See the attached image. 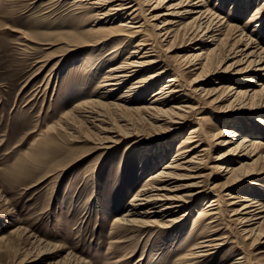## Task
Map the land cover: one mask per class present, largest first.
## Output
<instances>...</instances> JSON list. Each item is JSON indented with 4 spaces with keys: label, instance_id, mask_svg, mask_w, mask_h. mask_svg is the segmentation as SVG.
Wrapping results in <instances>:
<instances>
[{
    "label": "rangeland",
    "instance_id": "1",
    "mask_svg": "<svg viewBox=\"0 0 264 264\" xmlns=\"http://www.w3.org/2000/svg\"><path fill=\"white\" fill-rule=\"evenodd\" d=\"M53 1L0 0V264H231L240 253L248 255L247 264H255L254 255L264 251V235L256 245H252L258 236L251 238L248 233L242 236L239 231L250 228L254 229L255 234H264V213H257L255 219L258 220L249 223L255 225L234 226L228 222L230 214L226 203L229 196L225 195L251 196L261 204L256 212L263 209L264 159L255 161L258 156L254 157L253 154L242 158L241 164H244L246 172L252 171V176L241 178L234 184H226V180L222 179L224 174H220L217 167L224 162L213 164L212 160L229 149L220 144L226 140L225 137L218 138L220 133L231 130L232 124L238 122L245 129L244 135L251 132L259 134L251 136V139L259 138L264 146V122H257L258 118L264 121V110L249 114L252 119L249 124L253 129L249 131V118L244 115L230 117L228 113L231 111L226 110L228 102L218 101L223 89L214 95L203 93L201 98L195 97L190 92V83L198 73L192 75L183 71V80L178 83L183 95L178 102L171 101L168 108L190 106L196 101L200 107L193 112L182 108L185 114L182 118H175L171 128L161 126V123L154 128L145 123L142 125V136L125 138V123L120 122L117 114L107 112V124L100 123L101 126L110 128L114 125L121 135L118 137L121 141L108 152L90 151L92 144L86 141V126L81 129L80 138H76L75 142H69L66 138L63 140L61 134L66 132L59 127L58 121L79 103L105 95L104 90H96L105 69L103 66L93 74L85 71V64L91 65L100 52L81 47L65 58H55L47 68L38 72L42 65L39 62L49 55L59 57L58 52L63 50L62 43L73 35L60 34L65 30L61 26L74 20L73 9H68L73 0L63 3ZM204 1L213 12L221 6V17L229 19L230 25L243 30L245 34L253 33V40L264 48V0H241L239 3L222 0L221 5H217L215 0ZM45 4L49 7L46 8ZM256 12L257 20L247 24ZM258 20L262 21L261 26L254 30ZM11 29H17V32H11ZM21 33H25L24 36ZM183 33L182 29L177 30V34ZM43 43H48V46ZM113 43L115 41L105 44V47L110 49ZM166 43L156 44L155 52L160 60L159 67L167 66L169 72L149 91L145 97L147 102L174 75L172 68L182 65L181 57L190 52L189 49L178 48L181 46L178 37ZM241 48L244 47L241 46L239 50ZM170 49H177V52L168 53ZM108 51L105 50L103 55ZM168 57L173 58L168 62ZM233 57L235 55H229L232 59L222 65L226 67L237 61ZM57 60H61L60 64L49 77L48 73ZM221 76L222 80L216 81L214 86L206 85L205 89L230 84L238 88L241 87L240 79L252 75L244 74L238 79H233L227 73ZM260 79L259 85H264V78ZM125 90L114 92L108 101L116 102ZM68 117L73 118L71 114ZM54 124L59 127L58 130L48 131V127ZM195 129H200L197 140L206 151L201 169L199 167L192 174H200L201 178L187 179L190 173L181 172L187 175L185 179L171 180L170 184L167 182L165 185L167 188L177 187L176 193H182L192 189L182 188L186 184L198 183L195 193H203L175 216L165 213L160 221L161 218L148 214L138 219L146 221L151 218L158 224L169 219L182 218L183 221L166 229L142 223L131 227L115 226L114 222L125 217L131 209L128 205L139 188L162 166L171 162V156L181 142ZM103 136L111 137L110 134ZM40 137L54 138L52 149L55 154L45 158L42 165L30 164L23 173L11 174L9 179H3L1 175H9V168L24 160L32 149L31 144ZM71 162L74 163L70 165ZM210 167L215 168L210 170ZM50 169L52 172L44 175ZM224 184L228 187L222 189ZM213 185L220 187L208 190ZM215 195L221 201L218 222L212 227L195 228L198 211ZM147 208L142 207L140 212ZM152 211L156 212L158 208ZM185 212L186 215L182 217ZM216 224H219V228H216ZM215 229L217 233L214 235L224 233L227 239L222 249H215L214 254L196 261L183 258L201 237L209 236V231ZM247 236L249 238H245Z\"/></svg>",
    "mask_w": 264,
    "mask_h": 264
},
{
    "label": "bare ground",
    "instance_id": "2",
    "mask_svg": "<svg viewBox=\"0 0 264 264\" xmlns=\"http://www.w3.org/2000/svg\"><path fill=\"white\" fill-rule=\"evenodd\" d=\"M33 1L39 2L43 0ZM56 1L58 0H54L52 3ZM59 1L63 3L65 0ZM215 1L217 5L223 3L222 0ZM235 2L239 3L241 0H235ZM47 5L46 8L49 7ZM145 6L148 8L145 9ZM68 9H73L74 20L62 25L61 27L65 30L60 32V34L73 35L62 43L63 50L58 52L59 57L49 55L39 62L42 65L39 67L38 72L47 68L55 58H65L78 48H93L96 52L99 50L100 56L91 65L85 64L87 67L84 70L93 74V71H98L104 66V76L101 78L96 90H104L105 95L99 94L101 97L79 103L70 112L62 115L58 123L59 127H62L66 132L61 134L63 135L61 136V138H64L63 140L66 138L69 142H75L76 138H80L81 129L86 126V141L92 144L90 151L93 153L97 150H102V154L108 152L115 143L121 141V139H118L121 135L118 134V128H115L114 125L110 128L101 126L100 123L107 124L105 120L108 116H106L107 112H112V115L117 114L116 117L119 118L120 122L125 123V138L139 134L142 136V125L145 123L154 128L160 126L157 125L160 123L161 126L168 125L171 128V124L175 123L173 122L175 118H182L185 114V110L182 108L193 112L200 107L195 100L196 102L193 101L194 103H192L194 105L168 108L174 101L178 102L179 97L183 95V91L178 86L179 81L183 80V71H188L187 73L192 75L193 73H198L197 77L190 83V92L195 97L201 98L203 95H214L215 92L217 93L223 89V94L218 98V101L228 102L226 110L228 112L231 111V113H228L230 117L244 115L249 118L251 117L249 114L253 111L264 110V85H259L260 77L264 78V48L260 43L253 40V33L247 35L243 30L230 25L229 19L225 20L221 17V14H219L221 6L217 11L213 12L204 0H73ZM257 15V12L254 13L247 24L253 23L255 19L257 20ZM260 20H258L259 22L254 30L261 26L260 23L262 21ZM159 23L160 25H158ZM179 29L184 30V33L177 34ZM16 30L11 29V32L16 33ZM254 30L253 32H255ZM177 37L181 39V46L178 48L189 49L190 52L181 57L182 65L172 68L174 75L170 76L160 86L159 91L151 96V101L147 102L145 97L149 94V91L155 86L157 81L167 76L168 73L166 72H169L167 71V66L159 67L160 60L155 52L156 44L163 42L169 44ZM112 41H115V43L110 49H107L105 44ZM42 45L48 46V43H43ZM241 46L244 48L239 50ZM170 48H172L171 45ZM105 50L109 51L103 55ZM176 50L170 49L168 53H176ZM231 54L235 55L233 58L237 59V61L224 67L225 62L232 59L229 58ZM172 58L168 57L167 61L169 62ZM60 61L57 60L54 67L50 70V73H48L49 77H51L55 68L59 66ZM231 70L233 73H231ZM225 73L233 79H238L244 74H251L252 76L240 79L241 87L239 86L238 88H234L230 84L224 87H215L212 90L205 89L206 85L214 86L217 84L216 81H220L223 78L221 74ZM129 84L130 86L126 87ZM122 89L126 90L116 99V102L108 101L114 92ZM70 114L73 118L68 117ZM245 120L247 119L245 118ZM257 120V122H264L260 118ZM249 121L252 123V119L247 120L248 124ZM59 127L56 124L51 125L48 127V131L58 130ZM248 127H250L249 131H253L250 124ZM199 130L195 129L188 133V137L181 142L175 154L171 156V162L162 166L154 175H150L151 177L141 186V189L139 188V191L136 192L130 201L131 203L128 206L131 209L127 212V215L120 220H116L114 222L115 226L131 227L142 223L166 229L183 221L182 218L178 219L179 221L177 219H169L164 223L160 222L158 224L157 221H151V218L146 221H139L138 219L139 217L153 214V216L161 218L160 221H162L165 213L167 216H175L177 212L183 210L195 198L201 196L203 192L195 193V187L198 186V183L186 184L182 188L192 189L182 193H176L178 191L177 187L167 188L165 185L171 180L185 179L187 175H184L185 173L181 174V172L190 173L186 177L187 179L201 178L200 174H192L197 172L199 167L203 165V156L206 151L205 148H202L201 142L197 140ZM244 132L245 129L242 127L241 122H238L237 124H232L231 130H223L218 137L226 138L220 144L227 146L229 149L226 153L214 158L216 161L211 160L213 164L219 161L224 162L223 165L217 168L220 174H224L222 179L226 180L224 182L226 184L230 182L234 184L240 181L241 178L252 176V171L246 172L243 167L244 164H241L242 158L253 154L254 157L258 156L255 161L264 159V146L261 144L260 139H251V136H258L259 134H252L251 132L244 135ZM103 134H110L111 137H104ZM74 135L78 136L75 137ZM239 138L240 140H238ZM53 141V137L36 139L30 146L32 149L29 151L28 156L24 160L22 159L21 162L18 161L19 163L16 166L9 168V172H11L9 175L5 174L1 175V177L6 180L10 178L11 174H21L30 164L42 165L45 158L55 154L52 149ZM73 163L71 162L70 165ZM214 168L210 167V170ZM50 170L46 171L44 175L52 172V169ZM226 184L222 186V189L228 187ZM218 187L213 185L208 190L213 191L212 189ZM225 196H229L228 203H226L230 214L228 222L234 226L247 227L245 226L246 224L258 220V218L255 219L258 216L256 215L257 213H264V207H261L263 209L256 212L261 204L255 198H251V196L236 197L233 194ZM205 198L207 199V197ZM219 198L218 195H215L214 199L206 204L203 202L205 205L202 210L198 211V216L195 219V228H205L210 225L212 227V224L218 222L221 217L219 208L221 201ZM142 207L144 209L145 207L148 208L141 213ZM157 208L158 211H152ZM185 215L186 212L182 217ZM132 217L135 218L132 219ZM252 225L255 224H249L248 226ZM218 226L219 224H216V228H219ZM253 230L244 228L239 231L238 229L242 236L247 233L251 238L258 236L257 239L252 241V245H256L264 234H255ZM216 233L215 229V231H209V236L201 237L183 258L189 261H196L214 254L215 249H222L227 239L223 236L224 233L219 236L214 235ZM247 256L246 253H240L231 264H247ZM254 256H256L253 259L255 264H264V251Z\"/></svg>",
    "mask_w": 264,
    "mask_h": 264
}]
</instances>
